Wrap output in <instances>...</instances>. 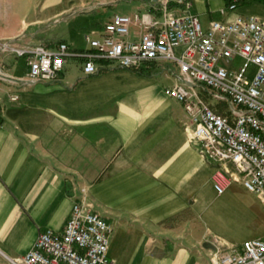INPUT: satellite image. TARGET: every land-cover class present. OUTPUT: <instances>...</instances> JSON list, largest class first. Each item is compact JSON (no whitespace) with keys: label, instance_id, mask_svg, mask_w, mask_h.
Returning <instances> with one entry per match:
<instances>
[{"label":"crops","instance_id":"crops-1","mask_svg":"<svg viewBox=\"0 0 264 264\" xmlns=\"http://www.w3.org/2000/svg\"><path fill=\"white\" fill-rule=\"evenodd\" d=\"M128 1L137 2L134 13L156 12V0ZM188 2L170 9L197 16L204 28L264 19V0H238L224 13L229 0ZM108 5L116 3L0 0V40L48 48L63 42L81 52L72 38H54L51 25L78 12L93 20L80 35L99 30L111 17L98 23ZM97 67L84 75L81 60L67 58L58 79L32 82L24 59L0 53V264L18 262L40 231L61 233L82 198L112 227L107 257L114 264H209L214 240L224 248L247 240L229 242L204 222L212 207L207 192L218 197L214 167L189 141L182 105L164 94L178 83L176 69Z\"/></svg>","mask_w":264,"mask_h":264},{"label":"built area","instance_id":"built-area-1","mask_svg":"<svg viewBox=\"0 0 264 264\" xmlns=\"http://www.w3.org/2000/svg\"><path fill=\"white\" fill-rule=\"evenodd\" d=\"M156 1L155 13L114 14L86 33L84 51L73 52L63 42L48 48L0 40V53L24 59L32 82L58 79L67 58L80 59L84 75L97 73L99 62L132 71L171 64L178 83L164 94L182 105L189 141L214 167L216 195L237 183L264 209V19L236 17L204 28L197 16L171 11V3L187 8L188 0ZM237 4L229 0L221 12ZM111 235V225L82 198L72 205L61 233L40 231L13 264H114L107 257ZM207 258L209 264H264V241L224 248L214 240Z\"/></svg>","mask_w":264,"mask_h":264},{"label":"rangeland","instance_id":"rangeland-1","mask_svg":"<svg viewBox=\"0 0 264 264\" xmlns=\"http://www.w3.org/2000/svg\"><path fill=\"white\" fill-rule=\"evenodd\" d=\"M111 1L112 4L105 7V11L98 17V23L102 24L106 18L113 14L131 15L138 8L136 1L128 0H99ZM102 9V8H101ZM100 9V11H101ZM143 12V10H140ZM72 16H64L57 22L53 23L51 32L56 39H64L72 42L76 47L83 51L88 49L83 42V34L89 32V29L81 35L78 28L89 26L93 22L91 16H84L76 13ZM95 26V25H94ZM77 63V62H76ZM212 199L210 214L204 215V222L208 225L212 233L233 243L241 239L259 238L264 241V209L258 204L255 197L239 185L232 184L231 187L221 196H215L207 192Z\"/></svg>","mask_w":264,"mask_h":264},{"label":"water","instance_id":"water-1","mask_svg":"<svg viewBox=\"0 0 264 264\" xmlns=\"http://www.w3.org/2000/svg\"><path fill=\"white\" fill-rule=\"evenodd\" d=\"M210 245H209V243H205V245H204V247H209Z\"/></svg>","mask_w":264,"mask_h":264}]
</instances>
